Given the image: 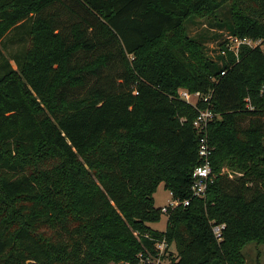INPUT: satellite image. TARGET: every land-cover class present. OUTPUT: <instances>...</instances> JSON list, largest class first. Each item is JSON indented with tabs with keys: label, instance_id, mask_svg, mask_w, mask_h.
<instances>
[{
	"label": "trees",
	"instance_id": "trees-1",
	"mask_svg": "<svg viewBox=\"0 0 264 264\" xmlns=\"http://www.w3.org/2000/svg\"><path fill=\"white\" fill-rule=\"evenodd\" d=\"M194 18L258 44L213 62ZM205 108L215 177L197 198ZM160 184L188 201L163 232ZM163 239V264H244L264 244V0H0V264H136Z\"/></svg>",
	"mask_w": 264,
	"mask_h": 264
},
{
	"label": "built area",
	"instance_id": "built-area-1",
	"mask_svg": "<svg viewBox=\"0 0 264 264\" xmlns=\"http://www.w3.org/2000/svg\"><path fill=\"white\" fill-rule=\"evenodd\" d=\"M225 42V50L219 52L224 55L226 50L233 53L236 57L238 55L239 49L242 45L256 46L258 43H254L249 39H239L236 37L228 36ZM178 98L192 107H196L198 101L203 100L207 102L209 96L203 97L200 93H189L185 89L178 90ZM194 99V100H193ZM216 115L209 109L197 110L195 119L192 122V126L198 136V150L197 155L200 161L199 165L196 166L192 173V184L191 193L194 197L201 198L204 197L206 191L210 184L213 183L214 174L211 167V156L213 153V148L209 145L208 141V126ZM187 206L188 201L178 202L170 201L168 206L161 208V213L166 214L169 209H174L177 206ZM223 226L213 227V233L216 237H219L220 230ZM167 246L165 240L156 241L153 246V252H146V255L139 254L137 256L138 262L136 264H163L164 259L167 257L170 248Z\"/></svg>",
	"mask_w": 264,
	"mask_h": 264
},
{
	"label": "rangeland",
	"instance_id": "rangeland-1",
	"mask_svg": "<svg viewBox=\"0 0 264 264\" xmlns=\"http://www.w3.org/2000/svg\"><path fill=\"white\" fill-rule=\"evenodd\" d=\"M221 21H228L229 19V10L228 7L222 8L219 11L217 16ZM186 33L191 39L201 40L204 47L205 55L208 59L213 62H219V49L220 44L224 41H227L229 33L224 30V28L219 29L217 26H209L208 21L205 19H196L190 21L186 25ZM200 36V37H199ZM199 37V38H198ZM22 49V45L14 44L13 42H7V49L4 50V55L8 60H10L13 67L15 64L12 60V57L17 54ZM194 100V99H193ZM220 172L223 174H230L238 176V172H234L228 167L224 166L221 168ZM154 206L157 209L168 206L172 197L170 193L164 189L163 184H160L156 192L153 195ZM167 217L165 214H162V217L159 222L151 223L148 226L155 231L163 232L166 229ZM170 251L174 253V248L171 247ZM242 256L244 259V264H264V244L249 243L242 249Z\"/></svg>",
	"mask_w": 264,
	"mask_h": 264
},
{
	"label": "crops",
	"instance_id": "crops-1",
	"mask_svg": "<svg viewBox=\"0 0 264 264\" xmlns=\"http://www.w3.org/2000/svg\"><path fill=\"white\" fill-rule=\"evenodd\" d=\"M171 249V248H170Z\"/></svg>",
	"mask_w": 264,
	"mask_h": 264
}]
</instances>
